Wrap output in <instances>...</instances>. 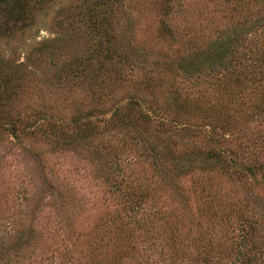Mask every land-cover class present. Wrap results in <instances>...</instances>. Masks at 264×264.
Returning a JSON list of instances; mask_svg holds the SVG:
<instances>
[{"label":"trees","instance_id":"16d2710c","mask_svg":"<svg viewBox=\"0 0 264 264\" xmlns=\"http://www.w3.org/2000/svg\"><path fill=\"white\" fill-rule=\"evenodd\" d=\"M211 1L223 27L206 38L202 28L192 29L184 38L162 20L160 30L177 45L176 54L152 58L132 42L153 0H0L2 38H24L39 13L51 15L55 31L37 48L47 84L55 79L85 89L91 102L87 109L74 105L63 122L35 111L31 132L48 127L60 148L90 143L98 123L127 136L112 147L118 213L96 224L85 247L78 239L70 248L63 244L59 264H264V217L248 210L249 188L238 196L223 181H256L258 169L264 180V165L244 162L236 148L226 147L236 141L240 148L243 125L264 116V0ZM161 3L169 19L185 0ZM17 67L11 74L0 70V110L10 90L20 87L25 65ZM121 82L137 85L149 99L115 101ZM18 122L24 124L19 116ZM11 130L15 136V125ZM137 147L149 170L134 167L130 155ZM186 177L194 180L195 213L179 184ZM168 195L176 206L167 204ZM58 202L63 211L64 200ZM40 242L31 228L12 235L0 229V264H35L34 256L46 261Z\"/></svg>","mask_w":264,"mask_h":264},{"label":"rangeland","instance_id":"374dc122","mask_svg":"<svg viewBox=\"0 0 264 264\" xmlns=\"http://www.w3.org/2000/svg\"><path fill=\"white\" fill-rule=\"evenodd\" d=\"M153 1L156 2L153 9L145 12L147 15L140 20L132 42L135 48L147 51L152 58L176 54L177 45L160 30L162 20L169 21L173 31L180 32L184 38L192 29L202 28L201 33L206 38L223 27L220 8L211 0H185V4H176L169 19L163 14L162 0ZM43 17L42 13L38 14L37 24L24 38L0 37V70L11 74L18 69V64L25 65L19 73L20 87L10 90L0 110V229L9 231L11 235L15 231L33 229L41 237L42 255L48 259L42 261L34 256L32 260L35 264H59L58 252L63 250V244L70 248V243L78 239L85 247L86 235L96 230V224L118 213L121 196L114 181L119 171L112 147L119 148L127 136L123 131L104 130L102 123H98V132L90 143L82 147L60 148L56 146L54 137L49 135L48 127L44 128V133L31 132L29 126L35 111H42L44 115L63 122L68 120L74 105L87 109L91 103L85 89H74L71 84L59 83L55 79L52 84H47L46 78L50 75L42 72L45 61L38 58L37 48L55 30L50 29L51 15ZM42 21L43 24H38ZM34 57L39 60L28 62ZM34 65H39L35 72ZM115 90V101L122 103L129 97L149 99L130 82H121ZM107 108L108 105L106 111ZM18 116L24 124L18 122ZM259 117L250 118L243 125L245 129L241 134L246 136L240 148L236 141H232V146H226L236 148L244 162L257 166L264 165V116L262 120H258ZM27 118L28 126L25 124ZM12 125L16 127L15 136ZM225 133V138L232 135ZM182 148L183 144L182 147L178 145V149ZM136 149L135 155L141 156L130 155L133 156L132 162H136L134 167L140 169L142 165L149 170V161H145L139 147ZM262 170L258 169L256 181L248 178H224L223 181L226 190L231 193L237 191L238 196V191L249 188L244 193L248 210L254 209L264 217ZM193 181L186 177L179 184L195 213L196 197L191 195ZM60 199L65 202L63 211L59 208ZM166 199L167 204L173 207L175 202H179L171 195ZM237 234L233 236L237 238Z\"/></svg>","mask_w":264,"mask_h":264}]
</instances>
